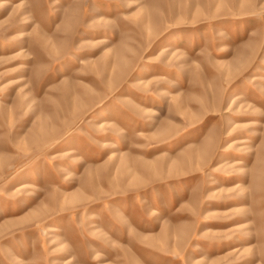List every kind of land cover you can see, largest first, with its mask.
I'll return each instance as SVG.
<instances>
[{
	"label": "rangeland",
	"instance_id": "374dc122",
	"mask_svg": "<svg viewBox=\"0 0 264 264\" xmlns=\"http://www.w3.org/2000/svg\"><path fill=\"white\" fill-rule=\"evenodd\" d=\"M0 264H264V0H0Z\"/></svg>",
	"mask_w": 264,
	"mask_h": 264
}]
</instances>
